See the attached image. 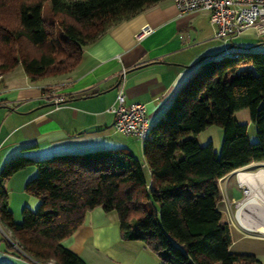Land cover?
Returning <instances> with one entry per match:
<instances>
[{
    "label": "trees",
    "instance_id": "obj_1",
    "mask_svg": "<svg viewBox=\"0 0 264 264\" xmlns=\"http://www.w3.org/2000/svg\"><path fill=\"white\" fill-rule=\"evenodd\" d=\"M158 1L0 0V75L17 65L31 81L65 73L82 47ZM242 108L256 126L255 141L235 116ZM210 124L222 129L218 153L211 141L196 139ZM142 141L149 178L125 147L8 158L0 171V221L22 252L41 264H86L61 241L101 207L116 212L122 238L142 241L160 264H262L231 252L218 179L264 160V51L237 47L201 59ZM30 165L37 171L24 190L39 203L24 206L16 222L4 183Z\"/></svg>",
    "mask_w": 264,
    "mask_h": 264
},
{
    "label": "crops",
    "instance_id": "obj_2",
    "mask_svg": "<svg viewBox=\"0 0 264 264\" xmlns=\"http://www.w3.org/2000/svg\"><path fill=\"white\" fill-rule=\"evenodd\" d=\"M208 14L205 9L179 12L172 0H160L110 26L94 42L82 47L78 63L65 73L31 81L21 65H17L1 74L0 165L19 153L44 158L62 152L125 147L139 159L149 178L142 152L140 158L134 153L135 142L124 139L111 127L109 108L118 90H123L126 102L145 103L151 126L178 88L198 69L201 58L227 52L230 44L264 51V26L247 28L222 40L215 37ZM145 25L151 31L137 38V32ZM56 97L61 100L56 101ZM256 138L249 137L250 141ZM260 164L264 160L251 161L218 179V183L225 182L228 199L235 201L240 194L238 181L244 182L238 176L234 187H228L230 174L246 168L239 174H248L245 182L257 188L260 180L250 177L258 170L251 167ZM32 167L16 171L4 185L8 187L9 179L16 173H20L18 177L25 184L36 173ZM19 195L26 206L37 207L38 198L25 191ZM250 209L246 208L243 219L252 225L255 219L254 223L249 219ZM113 212L101 207L89 210L62 244L79 254L86 264H160L140 240L121 237L117 214ZM2 261L38 264L26 256L0 252Z\"/></svg>",
    "mask_w": 264,
    "mask_h": 264
},
{
    "label": "built area",
    "instance_id": "obj_3",
    "mask_svg": "<svg viewBox=\"0 0 264 264\" xmlns=\"http://www.w3.org/2000/svg\"><path fill=\"white\" fill-rule=\"evenodd\" d=\"M179 12L205 9L209 12V21L215 27V37L227 40L232 35L240 34L247 28H259L264 26V0H172ZM151 31L149 25L142 26L136 37L141 38ZM60 101L61 97H56ZM112 113V129L125 136H132L135 139L144 140L148 134L150 124L146 114L144 102H126L122 89L118 90L115 101L110 106ZM264 169V168H259ZM258 169V170H259ZM237 174L242 172L236 171ZM239 185L246 194L247 184ZM220 200H229L227 195L220 192ZM241 227V225H240ZM248 230V229H247ZM258 233V237L264 238V232L250 230ZM7 240L12 242L10 236L5 234ZM13 243V242H12ZM21 253L22 250L15 245ZM31 261L41 264L23 253Z\"/></svg>",
    "mask_w": 264,
    "mask_h": 264
},
{
    "label": "rangeland",
    "instance_id": "obj_4",
    "mask_svg": "<svg viewBox=\"0 0 264 264\" xmlns=\"http://www.w3.org/2000/svg\"><path fill=\"white\" fill-rule=\"evenodd\" d=\"M235 114L239 122L247 123L246 124L247 134L249 135L250 139L256 138V126L250 119L249 109L242 108L236 111ZM149 123H151V119L149 120ZM122 136L124 137V139H129V140L132 139L133 140L132 142H135L133 144L134 153L136 152L137 157L140 158V152H142L141 146H140L141 141L139 139H135L132 136H125V135H122ZM196 139L200 145H205L207 142L211 141L213 143L214 150L218 153L220 151L221 142H222V129L220 126L215 125V124L207 125L203 130L199 131L196 134ZM251 141H254V140H251ZM0 155H1V152H0ZM261 167L264 168V164L251 167V169L258 170ZM1 168H2V165H0V171H1ZM32 168L36 169V167L34 166ZM239 170L246 171L247 169L245 168V169H239ZM261 171H264V170H258L255 173H259ZM240 175L241 174H237V172L230 174L231 177L227 181V184H228L227 186L234 187L233 184L235 182V178L238 181L237 177ZM18 176H20V173H16L15 175H13L12 178L9 179L8 187H7V184H5V188H6L7 195H8L7 196L8 208L12 211L13 218L16 222L21 221V211H22V208L26 206V204L22 202V199L19 195L21 191H25V190H24V184L22 183V180H21L22 178H19ZM218 184H219V187H221L220 192L222 196V192H224L225 182L224 184L221 182ZM256 185H257V188L261 186L260 183ZM245 197H246V194L243 193L242 188L240 187V194L237 198H235L234 202H232L230 199L227 201H222V200L218 201L219 203L218 206L223 213V219H225L230 226V235L232 239L230 250L233 253L252 254L256 256V258H258L262 264H264V238L258 237L257 232L247 230L243 228L242 226L240 227V224L237 222L235 218V211H236L237 205ZM249 207L251 208L248 213L249 219L251 218L252 222L254 219L256 221V222L254 221L255 223L253 222L254 223L253 225H256L258 223L262 224V221H264L262 220L264 219V217H262V215H264V209H262L261 206H248L246 208H249ZM246 208H244L243 210V215H244V211L246 210ZM113 213L115 214L116 212L114 211ZM5 234L10 236V239L12 240L13 243L7 240V238L5 237ZM15 245L17 244L15 240L12 238L10 230L6 226H4V224L0 221V252H4L5 254L15 256L16 254L19 253L18 252L19 249H17Z\"/></svg>",
    "mask_w": 264,
    "mask_h": 264
},
{
    "label": "bare ground",
    "instance_id": "obj_5",
    "mask_svg": "<svg viewBox=\"0 0 264 264\" xmlns=\"http://www.w3.org/2000/svg\"><path fill=\"white\" fill-rule=\"evenodd\" d=\"M259 170H264V169H259ZM245 175L248 176V174H241L239 176V180L241 178V181H244L241 183L247 184L246 197L243 198L238 203L236 211H235V218H236L237 222L245 229L257 230V231L264 232V221H262V224L258 223L256 225H253V224L251 225V224H247L245 222V220L243 219V210H244V208H246L248 206H261L262 209H264V171L253 174L252 177H250L253 179L260 180L261 186L259 188L249 187L248 183L245 182V180H244V178L246 179ZM262 217H264V215H262ZM262 220H264V219H262Z\"/></svg>",
    "mask_w": 264,
    "mask_h": 264
},
{
    "label": "water",
    "instance_id": "obj_6",
    "mask_svg": "<svg viewBox=\"0 0 264 264\" xmlns=\"http://www.w3.org/2000/svg\"><path fill=\"white\" fill-rule=\"evenodd\" d=\"M237 47H241V46H237V45H234V44H230V45H228L227 49L237 48ZM243 48H245V47H243ZM201 59H203V58H201Z\"/></svg>",
    "mask_w": 264,
    "mask_h": 264
}]
</instances>
